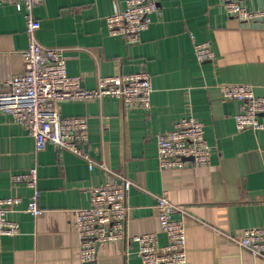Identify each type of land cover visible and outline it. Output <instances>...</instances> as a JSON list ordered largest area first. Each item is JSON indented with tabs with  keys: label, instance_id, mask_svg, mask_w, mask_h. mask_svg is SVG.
<instances>
[{
	"label": "crops",
	"instance_id": "0c3cea01",
	"mask_svg": "<svg viewBox=\"0 0 264 264\" xmlns=\"http://www.w3.org/2000/svg\"><path fill=\"white\" fill-rule=\"evenodd\" d=\"M158 3L159 14L132 45L110 37L104 21L125 0H42L34 8L39 43L61 51L68 75L82 88L95 89L98 77L144 70L151 77L149 108L126 109L106 97L63 103L60 114L86 117L91 157L133 183L127 235L160 231L154 195L163 193L186 213L187 264H264V253L254 257L231 239L246 229H264V131H238V103L224 101L222 90L250 85L264 97V23L244 24L226 15L218 0ZM245 4L264 9V0ZM24 30L23 13L0 3V81L24 71ZM190 36L211 45V61L196 60ZM186 116L203 124L210 163L161 170L157 136ZM32 168L43 210L38 217L24 211L31 190L12 182L13 174ZM105 179L101 168L89 170L84 160L50 145L37 152L34 139L0 112V199H22L8 215L19 224V235L0 240V264H81L72 211L88 207L91 189ZM136 251L128 240L102 244L94 264H140Z\"/></svg>",
	"mask_w": 264,
	"mask_h": 264
},
{
	"label": "built area",
	"instance_id": "2783aa9c",
	"mask_svg": "<svg viewBox=\"0 0 264 264\" xmlns=\"http://www.w3.org/2000/svg\"><path fill=\"white\" fill-rule=\"evenodd\" d=\"M42 0H0L9 2L21 11L25 19L27 45L22 53L24 71L6 81H0V112L10 117L34 139L36 151L52 146L84 160L89 170L101 168L105 181L91 189L86 208L72 211L74 231L79 239V261L94 264L97 249L102 244L130 241L137 244L140 264H187V239L182 207L172 203L165 194L154 195L160 231L129 236L126 222L129 212L127 196L133 183L123 174L96 162L86 149L88 122L83 116L62 117L60 107L66 102L100 101L106 97L121 101L126 109L149 108L153 87L148 72L139 71L98 77L92 90L80 86L79 79L67 73L66 59L57 48L39 43L40 22L34 8ZM225 14L250 25L264 23V9H250L245 0H218ZM158 0H125V7L104 17L107 33L129 45L140 41L152 16L159 14ZM194 56L199 63L214 58L208 42H196L190 36ZM223 100L238 103L235 126L238 131H264V97H257L250 85H224ZM157 155L161 170H182L186 167H205L210 163L211 149L204 136L203 124L192 116L179 119L173 128L157 136ZM12 182L23 183L30 190L24 211L33 217L42 215L38 201L36 168L13 174ZM22 199H0V240L19 235V224L8 215L18 210ZM176 213L180 218H175ZM160 235L166 242L160 243ZM231 238V237H230ZM251 255L264 253V229L251 228L239 238H231Z\"/></svg>",
	"mask_w": 264,
	"mask_h": 264
}]
</instances>
